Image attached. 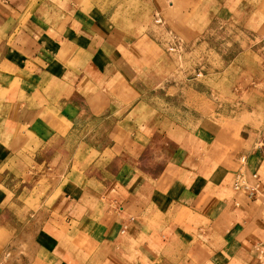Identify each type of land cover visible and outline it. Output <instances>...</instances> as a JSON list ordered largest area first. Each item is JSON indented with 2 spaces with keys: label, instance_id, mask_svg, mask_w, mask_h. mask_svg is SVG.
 I'll return each instance as SVG.
<instances>
[{
  "label": "crops",
  "instance_id": "0c3cea01",
  "mask_svg": "<svg viewBox=\"0 0 264 264\" xmlns=\"http://www.w3.org/2000/svg\"><path fill=\"white\" fill-rule=\"evenodd\" d=\"M127 1L110 0L119 5L110 20L104 2L0 0V264H255L264 180L257 201L231 194V170L212 167V147L227 145L212 121L198 122L192 112L190 139L161 156L154 175L139 171L153 133L167 132L157 128L167 126L157 120L166 113L153 104L169 100L158 89L171 56L153 34L135 37L120 14ZM206 1L168 0L158 9L160 24L192 44L214 19ZM252 1L258 15L246 20L264 32V0ZM139 136L143 156L132 151ZM62 149L74 152L56 162ZM258 153L260 170L264 150ZM169 163L176 178L166 192ZM30 164H69L57 196L59 169L48 173L37 209L24 200L32 189L19 184ZM178 209L193 222H175Z\"/></svg>",
  "mask_w": 264,
  "mask_h": 264
},
{
  "label": "rangeland",
  "instance_id": "374dc122",
  "mask_svg": "<svg viewBox=\"0 0 264 264\" xmlns=\"http://www.w3.org/2000/svg\"><path fill=\"white\" fill-rule=\"evenodd\" d=\"M92 1L94 5H101L104 2L101 7L104 16L110 20L111 14L117 13L114 8L119 5L111 4L110 0ZM167 1L131 0L127 1L126 5H120L122 10L120 14L128 16L134 24L131 31L136 35L135 37L146 33L153 34L164 43L171 56L169 77L158 89L167 92L169 100L166 105L159 101L153 104L157 112L166 113L157 120H167V126L162 123L158 124L157 128L164 127L167 132L153 133L151 143H148L146 150L148 163L142 162L138 167L139 171L154 175L159 171L160 162L163 160L161 156L165 157L168 154L170 157L169 152L176 142H181L184 137L190 139V131L194 130L197 121L205 120L206 123L212 121L217 137L222 141L227 140V145L218 143L215 149L214 146L212 147L211 152H214L215 161L212 167L231 170V175L226 177L225 183H229L231 194H239L240 201L245 199L257 201L261 191L260 179L264 180V175L261 174L264 172V164L260 163L258 168L260 170H257L255 165V161L259 162L262 159L258 152L264 150V32L257 31L252 20H246L249 15L251 18H256L258 15L255 11V2L252 0L206 1L202 8L205 9L207 6L212 8L211 15L214 19L209 25L205 21V26H201V29L206 27V30L197 41L186 44L181 40L179 42L174 33L166 32L165 26L160 24L158 9L165 7ZM192 112H198L199 117L196 122L195 117H191ZM244 132L248 133L247 140ZM142 136L137 137L139 141L133 143L132 149L141 156L145 150ZM71 150L62 149L60 153L55 152L56 162L70 157ZM253 154L257 157L251 159L253 162L249 163L248 156ZM75 160L77 161L78 157ZM52 168L59 169L55 171L57 196L60 185L65 183V180L60 178L69 169V164L51 166L30 164L25 175L22 176L19 184L33 191L30 196L24 198L30 208L37 209L42 205L44 199L42 194L49 188L47 178ZM174 168L175 165L172 163L167 165L169 183L166 192H169L172 181H175ZM72 170L80 172V164L75 163ZM250 193H253L252 197L249 196ZM240 201L236 200L234 206L240 204ZM259 203L260 201L253 204V208L257 209ZM178 210L173 217L175 222L179 224L193 222L187 211ZM263 238L252 245L255 264H264V256L261 254ZM107 251L105 248L101 250V252ZM20 252L24 257L27 254L25 248Z\"/></svg>",
  "mask_w": 264,
  "mask_h": 264
},
{
  "label": "built area",
  "instance_id": "2783aa9c",
  "mask_svg": "<svg viewBox=\"0 0 264 264\" xmlns=\"http://www.w3.org/2000/svg\"><path fill=\"white\" fill-rule=\"evenodd\" d=\"M249 196L252 197L253 193H250ZM261 249H262L261 254L264 256V240L261 243Z\"/></svg>",
  "mask_w": 264,
  "mask_h": 264
}]
</instances>
